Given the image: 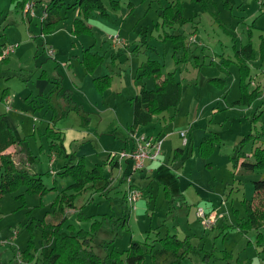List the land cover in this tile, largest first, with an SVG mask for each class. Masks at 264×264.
<instances>
[{"label":"rangeland","instance_id":"obj_1","mask_svg":"<svg viewBox=\"0 0 264 264\" xmlns=\"http://www.w3.org/2000/svg\"><path fill=\"white\" fill-rule=\"evenodd\" d=\"M63 1L68 17H62L52 33L40 35L43 5L35 6L32 16L12 0H0V113L7 118L16 143L22 142L26 149V163L21 166L44 173L42 181L50 188L39 193L20 184L0 199V264L34 263L22 252L31 243L32 253L38 256L43 228L50 222L59 223V231L65 234L90 229L92 220L103 214L121 217L128 178L146 187L148 194L135 202L125 226L96 234L94 248L103 258L113 249L124 251L133 238L158 250L162 264H264V237L258 239L256 229L242 232L239 228L247 214L244 200L255 195L253 180L264 174V167L238 173L233 163L241 139L250 132L260 136L244 147L247 158H253L250 153L256 145L264 149V92L255 100L254 109L263 99L255 120L248 105L232 104L241 95L236 49L251 38L255 64L261 66L264 59L260 52L264 4L259 0H101L109 14L102 15L94 7L86 19L93 33L73 35L72 18L81 14L72 0ZM170 6L174 10L182 6L185 24L169 25ZM166 33L183 34L198 48L179 63L183 41L164 39ZM10 45L14 50L6 54ZM86 49L90 54L105 53L93 75L83 64ZM149 58L161 62L164 74L176 69L182 98L178 106L155 115L147 127L137 130L158 133L163 139L157 159L147 161L143 170L121 159L120 169L108 157L133 143L132 98L143 84L155 86L153 77H137ZM44 69L63 76L62 87L72 91V99L89 118L72 109L53 122L47 101L53 84L42 94L38 82L37 74ZM100 72L112 74L106 97L93 80ZM223 78L227 83L221 86L218 79ZM182 130H190V143L184 141ZM58 131L61 136L54 138ZM79 161L86 169L97 166L110 177L108 196L91 188L79 192L69 188L73 176L58 172ZM72 196L74 207L67 200ZM198 207L215 212L214 221L204 223L196 213ZM81 209L92 219L79 220ZM261 230L264 233V227ZM167 235L171 242L163 246L160 239ZM142 264H154L152 253Z\"/></svg>","mask_w":264,"mask_h":264},{"label":"trees","instance_id":"obj_2","mask_svg":"<svg viewBox=\"0 0 264 264\" xmlns=\"http://www.w3.org/2000/svg\"><path fill=\"white\" fill-rule=\"evenodd\" d=\"M12 1L16 8L24 10L26 3L33 0ZM33 2L34 5H36V1ZM59 2L60 0H51L46 6L44 11L45 15L41 20L40 35L51 32V30L62 19V15L60 14L62 3ZM76 4L79 5L82 12V18L76 17L73 19L72 32L75 35L93 33V29L91 25L86 22V19L90 16L94 7H98L100 9L99 13L102 15L109 14L106 6L101 0H76L75 3H73V6ZM168 9H171L172 11L170 13L171 20H167L170 26H173L175 23L182 26L186 23L187 18L184 16L182 6L177 10H174L172 6L169 8L167 7V10ZM171 37L174 40L182 39L183 41L184 51L182 53L183 55L179 57V63L186 60L188 53L195 52V49L198 48V44H189L187 36L183 34L172 35L166 33L164 35V39H170ZM260 52L261 56L264 57V37L261 40ZM184 55H186V57L182 59L181 57ZM195 57L199 59V55L195 54ZM236 58L239 70L241 95L239 98L235 99L232 104L251 105L252 102L259 97L260 93L263 92L261 91L260 85L251 90L249 89V84L252 78L249 61L256 58V49L251 38L247 43H244L236 49ZM102 61L103 56L93 53L90 54L88 50L83 54V64L88 71H93V69ZM161 65V62L158 59L149 58L146 65L143 67L142 72L137 76L138 78L150 76L156 78L158 81L156 86L152 89H148L145 85L141 86L139 93L132 98L133 120L129 126L130 133L137 131L136 129L138 126L150 123L153 120L154 115L161 114L170 107L178 106L181 101L182 84L181 81L175 77L176 71H168L165 76H163ZM39 77L46 78L55 85V88L49 92V97L47 98L48 105L53 113V122L68 115L72 109H76L82 114V117L89 118L87 112H85L72 99V91L62 87L63 77L61 75L54 73L49 74L46 73V71H42ZM111 78V76L105 75L95 79V85L100 92L104 91L110 85ZM211 80L214 81V79ZM218 80V83L221 86L227 83V78ZM62 92V97L64 98L63 101L60 99ZM6 94V92L3 93V97ZM257 116H259L258 113L254 115L253 119L255 120ZM190 130L187 131V144L190 143V139H188ZM51 131L52 130H50V132ZM259 134L256 132H250L241 139L239 147L236 150L237 154L233 156V163L237 168L238 173L252 172L258 168L264 167V154L261 153L264 149H262L260 145H256L252 149L251 156L253 158L251 159L247 158L250 156L247 155L244 149L250 141L256 143L260 136ZM60 136V131H58L57 134L54 135V138H59ZM17 141L9 123L5 120L4 115L0 113V199L5 193L12 192L20 184H25L26 188L33 192L43 193L50 190V188L45 186L42 181L44 173L31 172L28 167L18 164L10 153L5 152L6 149L16 144ZM177 154L180 155L181 152L177 151L176 155ZM108 160L109 162L114 161L110 156L108 157ZM119 164L120 163L117 160L114 162V165ZM145 168L146 166L143 169ZM58 173L62 175L71 174L74 178V182L69 188H73L78 192L84 188H91L96 192L108 196L109 191L112 188L110 177L105 175L100 168L94 166L92 169H86L81 161L70 166H65L64 168L62 167ZM253 186L255 189V195L244 200L247 214L246 219L240 223L239 228L242 232H247L252 228L258 230L257 237L259 239L264 237V233L261 230L264 227V174L253 180ZM129 187L141 189L143 196L145 197L148 194L146 187L143 185L141 186L131 182ZM167 195L169 196V193H167ZM73 197L74 196L67 198L71 207L75 206ZM121 206L123 210V215L121 217L113 219V216L103 214L100 218H94L92 220L90 229L81 228L76 233L63 234L59 231V223L50 222L43 228L44 243L38 256L32 253L33 248L31 243H29L28 247L22 252V255L29 262L34 260V263L31 264H107L108 261L110 264H142L146 254L150 252L152 253L154 264H162V260L157 258L161 257V255L157 253L158 250L153 251V247L148 243L144 244L146 245L145 248L140 241L133 238L130 239L129 246L124 251L113 249L112 251L107 252L105 258L96 251L93 243L96 234L100 230L118 231L120 226L126 225L133 210L127 199V190L123 191ZM77 216L79 220H90L93 217L92 215L83 213L82 209L79 210ZM171 239V236L167 235L166 237L161 238L160 241L164 246L169 245ZM191 249L192 248L189 249L188 247L185 250L189 252Z\"/></svg>","mask_w":264,"mask_h":264},{"label":"built area","instance_id":"obj_3","mask_svg":"<svg viewBox=\"0 0 264 264\" xmlns=\"http://www.w3.org/2000/svg\"><path fill=\"white\" fill-rule=\"evenodd\" d=\"M261 5L264 4V0H259ZM34 2L29 1L26 3L24 7V13L28 14L30 13L32 16L34 15ZM45 13L41 16V20L43 19ZM195 39V38H194ZM14 50L13 45L8 46L5 48V53L8 54ZM47 51L50 55H54V49L52 47H48ZM260 85L261 91L264 92V86L262 83L254 82V85ZM263 86V87H262ZM10 99V97H7V101ZM181 136L184 137V141H187V132L182 130L180 132ZM131 138L133 140L132 147L128 149H122L118 155V153H111L109 156L112 160H117L120 162L121 159L124 160H131L133 162V166L135 169H143L146 166V162L149 160H155L157 159L158 155L161 152L162 148V139L151 133L147 132H138L135 131L131 133ZM118 155V156H117ZM143 196V192L139 188H127V199L129 204L132 206V208L135 207V202L139 200ZM197 215L201 217L204 221V223H207V221L212 223L214 221V218H216L215 212H207L203 208L198 207L196 211Z\"/></svg>","mask_w":264,"mask_h":264},{"label":"crops","instance_id":"obj_4","mask_svg":"<svg viewBox=\"0 0 264 264\" xmlns=\"http://www.w3.org/2000/svg\"><path fill=\"white\" fill-rule=\"evenodd\" d=\"M33 1H36V5L35 6H42L43 5V10L41 11V13H40V15H39V19L41 20V16L44 14V11H45V8H46V6L51 2V0L48 2L47 0H33ZM43 2H44V4H43ZM59 3H64V1L63 2H59ZM72 3H75V0H72ZM71 3H69V5H70ZM77 5V4H76ZM74 5L73 7H77V9L79 10V14H81V15H78V16H76V17H79V18H82V12H81V10H80V8H79V5ZM69 7V6H68ZM63 5L61 6V8H60V14L62 15V17L63 18H66V17H68L67 15V13L66 12H64L63 11ZM75 16H74V18H76ZM74 18H72V21H71V32H72V28H73V19ZM87 22V21H86ZM88 23V22H87ZM89 24V23H88ZM40 25H41V22H40ZM91 25V24H90ZM92 27V26H91ZM54 30V29H53ZM52 30V31H53ZM52 33V32H51ZM50 33V34H51ZM73 33V32H72ZM73 35H75V34H73ZM199 37H200V35H199ZM199 42H201V39L199 38ZM190 44V43H189ZM110 47V46H109ZM97 55H101V56H103V61L100 63V64H98L94 69H93V71H88L87 69H86V67H85V65H84V67H85V69H86V71L87 72H91V74L93 75L97 70H98V68L99 67H101L102 66V63L104 62V59H105V53H100V52H98L97 51V53H96ZM261 57V56H260ZM154 59V58H153ZM256 59V58H255ZM255 59H252V60H250L249 61V64H250V67H251V76H252V78H251V81H250V84H249V89L251 90L252 88H254V87H256V86H258V84L257 85H254V82H256V83H258V82H260V83H262V85H264V83H263V81H264V75L262 76L261 75V72H262V68L264 67L263 66V61H264V59L262 60V65L261 66H259V64H255ZM114 62V64H116L117 63V60H114L113 61ZM142 67V66H141ZM259 67L261 68V70L260 71H257V69H259ZM175 71H176V69H174ZM43 71H45V69L43 70ZM42 72V71H41ZM41 72H39L37 75H40L41 74ZM162 72H163V70H162ZM46 73H48V72H46ZM49 74H51L50 72H49ZM176 74V73H175ZM60 75V74H59ZM96 75V76H95ZM93 77H95L93 80L95 81V79L96 78H98V77H102V76H105V75H108V76H111L112 77V74H110V73H104V74H101V72L100 73H98V74H95ZM62 76V75H61ZM163 76H165V74H164V72H163ZM163 76H162V78H163ZM39 77V76H38ZM63 77V76H62ZM176 77V76H175ZM146 78V77H145ZM145 78H142V79H145ZM154 78V77H153ZM177 79V78H176ZM154 80H155V86H156V83H157V79L156 78H154ZM38 82H39V87H40V93H44L45 92V89L49 86V85H52L53 84V88L50 90V92L54 89V83H52V82H50L48 79H46V78H40L39 77V79H38ZM95 83V82H94ZM143 85H145V84H143ZM142 85V86H143ZM146 86V85H145ZM154 86V87H155ZM147 87V86H146ZM153 87V88H154ZM261 87V86H260ZM111 88V86H108L104 91H102V92H100L103 96L102 97H106V95L108 96V92L111 90L110 89ZM148 88V87H147ZM98 89V88H97ZM148 89H152V88H148ZM5 93V92H4ZM139 93V92H138ZM137 93V94H138ZM262 93V92H261ZM260 93V94H261ZM260 96V95H259ZM9 97V96H8ZM134 97V96H133ZM239 98V97H238ZM259 98V97H258ZM257 98V99H258ZM75 101V100H74ZM262 101H263V99L261 100V101H259L260 103L259 104H257V107H255V109H254V104L256 103V101H253L252 102V104L251 105H248L249 107H250V110H249V112L251 113V115L253 114V118H254V115L255 114H259L260 112H259V110H260V108H261V103H262ZM233 102V101H232ZM254 109V110H253ZM154 117H155V115H154ZM154 117H153V119H154ZM5 118V120L8 122V120H7V118L6 117H4ZM153 121V120H152ZM151 121V122H152ZM150 122V123H151ZM149 125V123L147 124V125H140V126H138L137 127V129L136 130H140L141 131V129L143 128V127H147ZM191 129H193L192 128V126H191ZM142 132H147V133H151V134H155V135H157V136H160L158 133H154V132H148V131H142ZM130 135H131V133H130ZM128 138H130V136H128ZM131 139V138H130ZM163 140V139H162ZM131 141H132V139H131ZM132 145H133V143L131 144V146L129 147V148H125V149H130L131 147H132ZM252 151V150H251ZM5 152H8V153H10L13 157H14V159H15V161L17 162V163H19L20 165H22V163H24L25 162V160H24V157L26 156V149H25V147L23 146V143L22 142H19V143H16V144H14V145H12V146H10L8 149H6V151ZM252 153H250V155H251ZM52 157L50 156V157H48V159H49V161L50 160H52L51 159ZM56 158H58V156H56ZM125 162L128 164V162L129 161H126L125 160ZM26 163V162H25ZM117 167H119L120 169H122V162H120V164L119 165H116ZM38 172V171H37ZM53 172V171H52ZM51 172V173H52ZM124 174H122V175H125L126 173L125 172H123ZM53 174H55V173H53ZM121 175V176H122ZM114 177H113V181H114ZM128 181H130V179L128 178ZM130 183H131V181L129 182V184H128V187L130 186ZM128 187H126L124 190H127V188Z\"/></svg>","mask_w":264,"mask_h":264}]
</instances>
